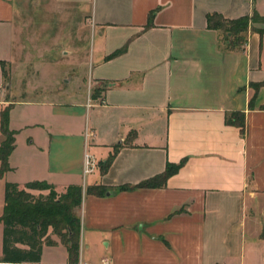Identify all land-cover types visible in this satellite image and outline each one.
<instances>
[{"label": "crops", "instance_id": "crops-1", "mask_svg": "<svg viewBox=\"0 0 264 264\" xmlns=\"http://www.w3.org/2000/svg\"><path fill=\"white\" fill-rule=\"evenodd\" d=\"M254 11L264 0H0V108L14 132L2 194L6 181L82 187L76 261L49 232L39 262L0 264H264V32L229 50L207 24ZM78 38L90 41L86 93L64 99L57 81L73 74L37 77ZM183 159L164 184L138 186Z\"/></svg>", "mask_w": 264, "mask_h": 264}, {"label": "trees", "instance_id": "trees-1", "mask_svg": "<svg viewBox=\"0 0 264 264\" xmlns=\"http://www.w3.org/2000/svg\"><path fill=\"white\" fill-rule=\"evenodd\" d=\"M262 23V27L256 26ZM208 27L218 30L220 41L226 49L244 50L249 31L264 32V15L254 11L234 19L224 18L221 14L207 15ZM3 65L4 62H1ZM264 85V80L255 83L256 90ZM255 93L251 97L253 101ZM251 106V104H249ZM264 109V105L261 106ZM8 109L0 110V128L3 140L0 143V175L7 169L8 156L14 147V132L8 128ZM227 124L240 127L243 133L245 113L243 111L228 112L225 116ZM113 158L110 155L102 165L104 169ZM168 163L163 173L151 177L138 184L139 187H154L165 183L166 179L175 173L184 163ZM47 191L38 198L29 189ZM89 193L103 194V186H90ZM82 200V187L69 185L64 192L58 193L53 186L45 181H30L20 187L17 183H4V204L0 216L2 222V255L1 262H39L44 244L53 245L49 232L58 236L66 247L70 261H76L79 254L80 217L76 209ZM20 209H18L19 207ZM17 207V208H14Z\"/></svg>", "mask_w": 264, "mask_h": 264}, {"label": "rangeland", "instance_id": "rangeland-1", "mask_svg": "<svg viewBox=\"0 0 264 264\" xmlns=\"http://www.w3.org/2000/svg\"><path fill=\"white\" fill-rule=\"evenodd\" d=\"M257 25H262V23H257ZM50 39H52V38H50ZM63 39H64L63 44L69 45V42H68L69 39H67V38H63ZM74 40H75V38H74ZM73 46L75 49V53L72 56H70V58L68 60L64 59L61 63H59L57 66H54V67H48V68L43 67V68H41L40 69V75L37 77V80L40 81V83L43 81L47 84V87H50L51 82L55 81L57 77H61L62 73H64V75L66 73H69L70 75L73 74L74 75L73 80L69 83H66L64 81V79H58V81H57V82H60L61 85L63 84V87H65V90L63 93L64 99H66V97L68 96L69 93L75 94L74 96H76V95L79 96L82 93H84L83 95H85V93H86V85H87V79H88V70L87 69L88 68H87V63H85V62L88 60L87 54H88V51L90 50L89 38H78V40L76 41V44ZM47 54H49L50 56L54 55L52 53H47ZM7 79L8 78L6 75L5 76V83L7 82ZM7 96H8V93H4V94L0 95V100H5V98H7ZM65 101L68 102L67 100H65ZM6 108H8V105H4V107L0 108V110H4ZM65 119L71 123L75 122V120L71 119V118L65 117ZM2 186H3V184L0 183V191L3 188ZM28 191L34 196L35 199L40 197L39 196L40 194H46L47 193V191H44V190L41 191V190H38L36 188L35 189H29ZM3 200H4V191H3V194L1 191L0 192V205L2 204ZM14 208H17V207H14ZM20 208L21 207H19L18 209H20ZM2 211H3V207L0 210V214H2L1 213ZM259 232H260V235H264V226L259 227ZM93 252L94 251L92 250V253ZM97 254H98V250L92 256L94 258H96ZM92 261H93V259H92Z\"/></svg>", "mask_w": 264, "mask_h": 264}, {"label": "built area", "instance_id": "built-area-1", "mask_svg": "<svg viewBox=\"0 0 264 264\" xmlns=\"http://www.w3.org/2000/svg\"><path fill=\"white\" fill-rule=\"evenodd\" d=\"M94 166H95V162H94L93 157L90 154L85 153L84 154V173L90 172Z\"/></svg>", "mask_w": 264, "mask_h": 264}]
</instances>
